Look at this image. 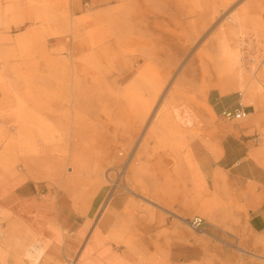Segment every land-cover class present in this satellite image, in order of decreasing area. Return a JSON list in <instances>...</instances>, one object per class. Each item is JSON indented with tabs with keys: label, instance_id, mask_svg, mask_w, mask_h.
Segmentation results:
<instances>
[{
	"label": "rangeland",
	"instance_id": "1",
	"mask_svg": "<svg viewBox=\"0 0 264 264\" xmlns=\"http://www.w3.org/2000/svg\"><path fill=\"white\" fill-rule=\"evenodd\" d=\"M72 3L75 4L74 9ZM243 3L245 5L241 7ZM13 6L30 7L34 22L17 28L13 27L10 30L0 26V87L3 89H68L64 61L68 55L67 46L70 38L55 37V35L76 23L81 27H87L81 34L95 48L103 44L104 40H108L110 33L115 32L113 30L117 27L115 23L99 20L102 15L111 12L114 16L125 13L132 18L143 15L146 21L143 18L132 23L133 27L143 25L144 30H141L143 34L141 38L133 36L134 39L130 43L118 49L119 57L110 68H105V64L101 67L89 61L88 56L91 51L78 53L74 61L77 64L82 63L91 75L94 74L101 79L97 84L92 83L86 77L84 79L85 89H121L122 91L139 89L140 86L139 88L132 86L135 79L139 78L143 85L147 84L148 89H162L165 98L169 92L177 89L176 79L184 71L190 69L200 79L204 76V82L199 81L192 88L189 84L185 88H178L202 89V86L206 85L209 89L206 99L201 101L200 110L203 114L196 122L188 126L181 125L178 128L165 129L160 132V135L148 141L145 154L137 155L138 145L148 133L145 126L131 151L119 149L109 155L105 163L109 164L115 180L121 184V187L116 190L117 196L112 202V207L107 208L105 201L94 205L93 222L90 229L88 219L84 214H75L70 209L62 210L58 202H55L54 206L49 203V208L53 209L58 219L50 225L52 226L50 228H48L49 225L42 226V232L37 238L38 247H43L48 243L55 244L54 241L61 239L69 228L71 235L86 231L85 245L83 243L79 247V254L80 256L87 253L92 255L94 261L89 260L87 264H170V251L175 241L172 226H166L165 230L153 231L151 229L145 232L148 234L142 233L144 236H139L135 223L141 221L142 225L147 227L158 220V215L161 221L164 219V221L169 220L170 223H176L173 221L176 214L175 205L179 204L182 199H188L187 195L185 198L181 195L184 186H180V170L182 171L184 165L193 167L195 162L193 147L204 139L206 129L209 128L206 121L218 117L212 111L208 97L212 91L221 90L218 86L220 80L215 77L216 73H219L215 66L220 59V52L227 44L232 45L233 48L236 47L244 75L254 77L253 71L244 66L243 47L239 40L255 36L264 42V0H119L106 6H96L92 0H19V2L0 0V11L4 12ZM153 15L158 16L156 21ZM17 16L22 17V12L17 13ZM231 17L237 19L240 29L235 28ZM54 20H58L65 27L51 26ZM163 36L165 38H162ZM222 37L229 39V43H222ZM80 38L82 37L76 39ZM225 59L235 67V70H238L232 53L226 55ZM132 60L136 61L134 75L120 82L119 86H114L112 81L114 82L117 74L123 71ZM225 65L228 71L233 69L231 65ZM240 82L241 84L234 89V92L241 93L244 97L249 93L250 99L243 101V104L246 107L252 105L260 111L264 103L263 87L256 83L255 85L245 83L247 87H243V81ZM209 108L210 112L207 110ZM108 112V109H101L97 112L101 126L97 121L98 126L94 130L102 133V123L111 124L113 130L111 138H114L116 128L122 129V126L119 125L121 124L118 122L119 119L112 118L110 115L108 117ZM16 113V105L0 108V116L9 117L10 122L16 119ZM92 121L95 122V114ZM117 135L119 140H123L120 134ZM95 139L94 146L97 145L98 135ZM15 143L14 124L5 125L0 118V165L5 161L13 165ZM158 156L163 159L162 177L165 179L166 175H172L173 200L158 204L150 198L143 197L138 191L135 194H126L123 191L124 188L139 187L153 177ZM82 159V173L88 191L93 184L92 177L97 162L96 153L87 151ZM138 159L142 162V165H138L140 171L134 178H131L127 172V166L131 160ZM65 174H71V170L67 169ZM51 181L52 179L42 178L37 182H27L17 193H23L26 200L35 198L34 202L39 205L42 200L49 197L48 187L52 185ZM127 181L133 186L128 185ZM15 182L16 179H11L8 185H14ZM204 191V185L197 175L196 204L203 200ZM62 192L64 193V190ZM116 204L118 211L114 210ZM212 206L222 209L226 208L227 204L220 197L213 201ZM121 213H126V215L122 216ZM110 214H120V217L117 218L116 223L115 221L112 223V226L110 223L103 226L104 220ZM195 216L205 219L214 228L220 227V224L212 217L211 208L198 211L190 215V218ZM41 221L39 222L43 223ZM239 229H223L224 232L234 235L233 238L222 236L220 229L210 228L209 234L194 232L191 229L188 231L196 239L197 245L202 246L206 252L201 259L204 264H258L254 256H264V239L255 236L244 227H239ZM96 233L97 236L94 237ZM157 233L159 236L156 237ZM91 238L94 239L91 240ZM157 246L160 249L158 255L153 254L152 248ZM128 247L134 255L131 260L121 256ZM105 258L108 259L105 260ZM0 264H32V262L24 260L23 255H19L12 248L2 246L0 242ZM51 264H67V260L61 256Z\"/></svg>",
	"mask_w": 264,
	"mask_h": 264
},
{
	"label": "bare ground",
	"instance_id": "2",
	"mask_svg": "<svg viewBox=\"0 0 264 264\" xmlns=\"http://www.w3.org/2000/svg\"><path fill=\"white\" fill-rule=\"evenodd\" d=\"M118 1L92 0V3L96 6H106ZM72 5L74 9L75 4L72 3ZM19 12H22V17L17 16ZM153 17L155 21L158 19L156 15ZM143 18V15L132 18L125 13L114 16L112 12L102 15L99 20L115 23L117 27L113 29L114 33H110L108 40H104L103 44L95 48L81 34L87 27H81L76 23L55 35V37L70 38L67 46L68 55L64 61L68 89H3L0 87V108L12 105L17 107L14 121L10 122L7 116H0L5 125L14 124L16 136L13 165L8 161L0 165V242L2 246L12 248L19 255H23L24 260H30L32 264H51L61 256L66 258L67 264H87L89 260L94 261L89 253L82 256L79 254V247L84 243L86 231L71 235L69 228L61 239L54 241L55 244L48 243L43 247H38L37 238L42 232V226L49 225L48 228H50L52 227L50 225L58 219L53 209L49 208V203L54 206V203L58 202L62 210L70 209L75 214H84L88 219L90 229L93 222L94 205L105 201L107 208L112 207V202L117 196L116 190L121 187V184L115 180L109 164L105 163L109 155L119 149L131 151L146 126L148 133L145 134V138L143 136L144 139H141L136 150L137 155L145 154L148 141L152 137H157L160 132L169 127L178 128L181 125H191L203 114L200 110L201 101L206 99L209 89L206 85H203L202 89H191L197 82L203 81L204 76L200 79L190 69L184 71L176 79L177 89L169 92L165 98L162 89H148L147 84L143 85L139 78L135 79L132 85L138 88L140 86L139 89L124 91L121 89H85L84 79L86 77L92 83L97 84L101 79L94 74L91 75L82 63L77 64L74 57L78 53L91 51L88 56L89 61L101 67L105 64V68H110L119 57L118 49L130 43L134 39L133 36L141 38L143 25L133 27L132 23ZM144 19L146 21V18ZM230 19L231 22L234 21L235 28H241L237 25L236 18L231 17ZM33 22V12L30 7L13 6L4 12L0 11V26L6 29L10 30L13 27L17 28ZM53 25L64 26L58 20L52 21L51 26ZM77 37L82 38L77 40ZM72 43L73 46H71ZM222 43H229V39L222 37ZM245 44L256 50L250 49L251 52L262 51L261 53H264V42L255 36L250 37ZM220 53V59L215 66L219 73H216L215 77L220 80L218 86L223 93L235 89L241 84L240 81H243V87L247 84L255 85V83L264 87V74L257 75V68L251 67L253 78L244 75L236 47L233 48L232 45L227 44ZM229 53L234 56L238 70H235V67L225 59ZM135 64L136 61H130L126 68L117 74L112 84L119 86L120 82L134 75ZM225 64L231 65L233 69L228 71ZM245 65L247 66L248 62ZM187 84L191 88L178 89L185 88ZM248 99H250L249 93L243 100L246 102ZM101 109H108V117L109 115L112 118L115 117L121 123L119 125L122 129L116 128L114 138H111L113 132L111 124L102 123V133L94 130L98 126L97 121L101 126V121L97 116V112ZM207 110L210 112V108ZM94 114L96 123L92 121ZM117 134H120L123 140H119ZM97 135L98 142L94 146ZM87 151L95 152L97 157L92 177L93 184L88 191L82 173V158ZM156 159V172L153 177L139 187L124 188L123 191L126 194L131 195L138 191L143 197L150 198L158 204L173 200L172 175L168 174L164 179L161 171L163 159L161 156ZM138 165H142L140 159L131 160L127 166V172L131 178H134L140 171ZM67 169L71 170V174H65ZM42 178L52 179V185L48 187L49 197L42 200L41 204L37 205L34 202L35 198L26 200L23 193H17L25 183L37 182ZM11 179H16V182L9 186ZM127 182L128 185L133 186L131 182ZM121 215L125 216L126 213H121ZM114 216L119 217L120 214ZM114 216L113 218L107 217L102 225L111 224L115 219ZM40 220L44 224L40 223ZM157 223L158 220L155 225ZM141 227V221H136L135 229L139 236H142ZM96 236L97 233L94 237ZM121 256L131 260L134 255L128 247ZM254 257L258 260V264H264V256L255 255Z\"/></svg>",
	"mask_w": 264,
	"mask_h": 264
},
{
	"label": "crops",
	"instance_id": "3",
	"mask_svg": "<svg viewBox=\"0 0 264 264\" xmlns=\"http://www.w3.org/2000/svg\"><path fill=\"white\" fill-rule=\"evenodd\" d=\"M244 3L240 6L243 7ZM248 39L250 37L239 40L243 53L245 49L256 51L245 44ZM243 62L246 67L245 63L248 61L245 55ZM247 69L252 71L250 67ZM256 74H264V66L257 69ZM243 99L244 96L234 92V89L230 92L214 90L210 93L208 103L218 117L206 121L209 127L206 129L207 133L204 139L193 147V167L184 165L182 171L180 170V186H184L181 195L183 198L187 195L188 199H182L175 205L176 214L173 221L176 223L164 219L161 221L158 215L157 225L156 220L147 227H144V224L141 227V234H148L145 232L151 229L165 230L166 226H172L175 241L170 251V264H204L201 259L206 252L202 246L197 245L196 239L188 231V221L199 217L190 218V215L198 211L211 208L213 219L220 224V227L214 228L204 219L208 224L204 231L207 234L210 228L220 229L222 236L233 238L234 235L224 232L223 229L240 230L239 227H244L264 239V103L260 111L252 105L248 106V116L243 120H227L222 117L225 111L243 103ZM197 175L205 188L204 198L199 204H196L195 200ZM220 197L227 207H211L213 201ZM114 210L118 211L117 204ZM113 216L110 214V217ZM114 217L113 222L116 223L118 216ZM237 223L240 224L236 225ZM152 248L153 254L158 255L159 246Z\"/></svg>",
	"mask_w": 264,
	"mask_h": 264
},
{
	"label": "built area",
	"instance_id": "4",
	"mask_svg": "<svg viewBox=\"0 0 264 264\" xmlns=\"http://www.w3.org/2000/svg\"><path fill=\"white\" fill-rule=\"evenodd\" d=\"M262 51H258L257 53L251 52L248 49H245L244 55L246 56V60L248 61L247 67H254L257 69H261L264 66V54ZM259 54V55H258ZM263 55V56H262ZM248 116L247 107L243 103H239V105L232 109L225 111L222 114V117L227 120H243ZM189 227L194 232H204L208 228L207 222L201 217H195L189 220Z\"/></svg>",
	"mask_w": 264,
	"mask_h": 264
}]
</instances>
